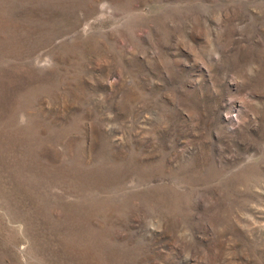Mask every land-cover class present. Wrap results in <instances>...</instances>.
I'll return each mask as SVG.
<instances>
[{"label":"rangeland","instance_id":"obj_1","mask_svg":"<svg viewBox=\"0 0 264 264\" xmlns=\"http://www.w3.org/2000/svg\"><path fill=\"white\" fill-rule=\"evenodd\" d=\"M0 264H264V0H0Z\"/></svg>","mask_w":264,"mask_h":264}]
</instances>
